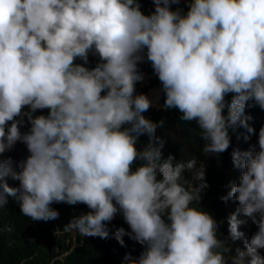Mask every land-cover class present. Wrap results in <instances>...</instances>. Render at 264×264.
<instances>
[{
    "label": "clouds",
    "instance_id": "obj_1",
    "mask_svg": "<svg viewBox=\"0 0 264 264\" xmlns=\"http://www.w3.org/2000/svg\"><path fill=\"white\" fill-rule=\"evenodd\" d=\"M151 3L145 15L140 0H0V209L12 197L23 216L48 222L59 218L53 204L85 205L64 231L100 239L119 214L129 231L118 229L116 241L125 246L127 235L143 248L125 255L128 264H229L228 240L243 237L249 218L257 231L230 264H264V125L255 145L232 153L239 183L220 199L238 207L220 239L212 215L191 206L209 187L205 165L162 158L164 122L146 118L152 101L136 94L152 75L139 70L147 62L162 109L195 122L206 155L230 148L229 129L254 134L245 109L264 111V0ZM181 3L186 11L173 8ZM17 142L28 156L14 170L4 154Z\"/></svg>",
    "mask_w": 264,
    "mask_h": 264
},
{
    "label": "trees",
    "instance_id": "obj_2",
    "mask_svg": "<svg viewBox=\"0 0 264 264\" xmlns=\"http://www.w3.org/2000/svg\"><path fill=\"white\" fill-rule=\"evenodd\" d=\"M140 2L141 10L145 15L153 11L151 0H140ZM176 7L187 10L186 5L183 3L173 6L174 9ZM97 62L98 58L89 56V64L86 67L92 68ZM76 63H81V61L77 60ZM138 67L142 73L152 74L153 76L147 79V83L136 85V94L146 93L149 99L155 101V96L151 95L150 91L151 88L159 87L151 86H161L160 82L149 63L144 62ZM148 87L151 88L147 90ZM156 92L158 91L156 90ZM230 98L231 95L227 96L226 100H230ZM162 103H164V96ZM25 111H27V108H25ZM41 114L47 115V110H38L34 115ZM224 114L227 115V110ZM143 115L153 122L161 120L164 122L163 127H158L156 131V135L164 142L163 159H166L169 155L174 156L176 161H187L195 158L198 161L197 166L200 163L205 165V181L209 187L202 193L200 204L191 206L199 207L212 215L219 223L218 238H228L227 218L237 208L228 210V204L234 201L229 199L227 202H223L220 197L227 195L230 185L239 183L240 171L233 167L232 153L234 150L246 151L257 143L258 131L264 125V111L258 107H246L245 115L252 117L248 123L254 129V134L249 135L245 129L240 127L235 130L229 129L231 146L219 155H206L202 152L204 142L200 138L198 127L195 122L185 123L179 120L180 113L178 110H163L162 107H151ZM18 119H24L21 132H28L30 125L27 119L23 117ZM245 135H249L247 141L243 139ZM147 140V136H141L137 146L146 145ZM27 156L28 152L25 149L22 155L13 161V169L17 170L16 164ZM185 177L191 179L188 173H185ZM6 183L10 187L18 186V181H14L10 177L6 178ZM5 200L7 202L0 210V264H128L124 260L126 254H130L135 259L143 251L142 246L131 240L127 235L123 237L125 245L123 247L114 238L113 234L120 228H123L125 232L129 231L128 226L119 214L108 224V239L81 237L78 233L73 235L71 231H64V227L74 217L88 211L85 205L53 204L51 207L59 212L58 219L48 222H34L20 213L19 207L12 197L5 196ZM238 218L243 220L247 217L240 216ZM246 222L253 224L249 218ZM9 229L11 230L9 231ZM228 244L231 245L232 252H235V249L243 245V241L239 239L233 242L229 239ZM230 253L224 254L226 260Z\"/></svg>",
    "mask_w": 264,
    "mask_h": 264
},
{
    "label": "rangeland",
    "instance_id": "obj_3",
    "mask_svg": "<svg viewBox=\"0 0 264 264\" xmlns=\"http://www.w3.org/2000/svg\"><path fill=\"white\" fill-rule=\"evenodd\" d=\"M152 76L153 75L147 77V75H144V77H145L144 81L142 83H139V85L144 84L147 81V79L151 78ZM155 91L156 90H154V92H153V95L156 97L155 101H152L150 99L152 101V107H161L163 105V103H162L163 96L161 97L160 101H158L159 95ZM157 91H159L158 93L161 92V90H157ZM25 149H26V147L24 144L17 142V144L12 148L11 151L6 152L4 154V159L11 157L12 161H14L16 158H18L19 156L22 155V153L24 152ZM236 207H238V204L235 201L233 203L228 204V210H233ZM0 210H2V209H0ZM245 221H247V220H245ZM239 231H241L243 233V237L241 238V240L243 241V245L239 248L241 251H243V250H245V248H244L245 240L249 239L252 236V234L257 231V228L254 224H250V223L245 222L244 224H242L240 226ZM71 233L74 235L76 232L71 231ZM234 255H235V252H232L229 254L228 259H227L229 261V264H230L231 257H233ZM260 255L264 256V251H261ZM245 264H247V258H246Z\"/></svg>",
    "mask_w": 264,
    "mask_h": 264
},
{
    "label": "bare ground",
    "instance_id": "obj_4",
    "mask_svg": "<svg viewBox=\"0 0 264 264\" xmlns=\"http://www.w3.org/2000/svg\"><path fill=\"white\" fill-rule=\"evenodd\" d=\"M151 89H152V90H151ZM151 89H150L151 91L149 90L151 95H153L154 90H161V88H151ZM149 91H148V93H149ZM155 92H156V91H155ZM158 92H159V91H158ZM158 92H156V93L160 96V94H161L162 91H161L160 93H158ZM153 96H154V95H153ZM155 99H156V97H155ZM149 100H150V99H149Z\"/></svg>",
    "mask_w": 264,
    "mask_h": 264
},
{
    "label": "water",
    "instance_id": "obj_5",
    "mask_svg": "<svg viewBox=\"0 0 264 264\" xmlns=\"http://www.w3.org/2000/svg\"><path fill=\"white\" fill-rule=\"evenodd\" d=\"M161 95H164V94H163V92H162V94H161Z\"/></svg>",
    "mask_w": 264,
    "mask_h": 264
}]
</instances>
